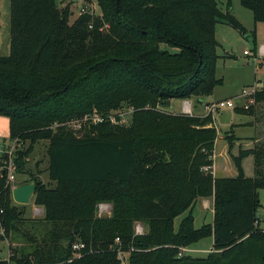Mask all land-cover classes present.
Instances as JSON below:
<instances>
[{
  "label": "trees",
  "instance_id": "16d2710c",
  "mask_svg": "<svg viewBox=\"0 0 264 264\" xmlns=\"http://www.w3.org/2000/svg\"><path fill=\"white\" fill-rule=\"evenodd\" d=\"M101 15L57 0H10V53L0 57V116L9 120L16 174L34 146L47 142L48 184L37 175L26 220L0 176V216L8 258L0 264H264V230L257 211L264 191V142L230 155L237 176L210 173L218 137L211 114L162 109L171 100L209 97L219 44L215 27L247 32L231 15V0H96ZM254 24H264V0H239ZM72 21V22H71ZM254 38V34H253ZM255 42V41H254ZM174 50V51H173ZM264 103V89L253 95ZM236 108L238 114L250 115ZM128 108L129 123L107 119L77 135L68 123ZM234 138L227 137L229 151ZM252 156L254 176L242 162ZM209 170H205V168ZM213 198V223L194 227L192 209ZM107 203L110 214L98 215ZM188 212L174 229V220ZM147 231L135 235V225ZM208 237L206 258L178 256ZM118 239V242L116 240ZM83 248L74 251L72 246Z\"/></svg>",
  "mask_w": 264,
  "mask_h": 264
},
{
  "label": "rangeland",
  "instance_id": "374dc122",
  "mask_svg": "<svg viewBox=\"0 0 264 264\" xmlns=\"http://www.w3.org/2000/svg\"><path fill=\"white\" fill-rule=\"evenodd\" d=\"M221 8H225V0H219ZM59 7L70 4L72 11L71 20H74L82 11L89 12L95 16H100L101 11L98 7L96 0H57ZM231 15L243 26L246 30L248 37L242 36L237 30L228 26L227 24L219 23L215 30V39L219 44L216 50L218 60L215 65V78L217 80H222V84L215 87L212 95L210 97H201L197 100H202L203 102H218L227 99H236L240 96L243 90H250L256 80L257 88L264 85V58L259 59L260 66L257 67V62L254 61V56L258 57V48L260 44H264V24H254L252 14L249 10L243 8L240 5L239 0H231ZM72 22V21H71ZM254 34V38H253ZM256 37V39H255ZM255 41V42H254ZM174 51V50H173ZM244 51L250 53L249 56L244 55ZM10 53V0H0V57H7ZM249 99H242L236 104L235 109L239 108L240 104L249 105ZM187 100H172L171 104L167 109L174 111H182L184 115H204L208 114L205 109V105L196 102L195 98L190 99L191 104L185 103L184 106L190 109L188 112H184L183 102ZM232 108H225L222 110H216L210 112L214 120V125L217 130L218 140L226 141L227 137L234 138V142L246 145L248 139H236V136H246L252 137L255 140H259L254 144V147L264 142V103L253 104L252 113L250 115L238 114V112ZM121 113L119 117L120 121L123 123H129L131 118V111L128 108L119 110ZM191 113V114H190ZM115 115H118L117 112ZM91 117L93 115H90ZM100 116V115H99ZM95 117V116H94ZM80 122L81 127L74 129L73 124ZM241 124L242 128L234 130L235 125ZM251 126L252 129L246 130L244 126ZM93 124L89 119L81 121V119L73 120L72 123L67 126L68 129L75 132H80L77 135H82L83 133L90 130ZM8 128L9 120L4 116H0V140L8 141ZM234 130V133H233ZM47 145L48 143L43 141L37 143L32 153L27 159L26 171L24 174L16 175V181L11 185V190L17 186L24 178H29L30 175L35 176L44 173L47 161ZM215 147V144H214ZM214 154V152H213ZM213 161V157H212ZM233 167V165H232ZM212 173L213 169L209 170ZM36 172V174H35ZM213 175V174H212ZM259 200L261 207L257 211V216L260 222V228L264 230V191L259 190ZM18 205V204H17ZM105 207L102 211L98 210V215L105 216L110 214L111 206L107 203H102ZM204 209L202 203L198 200L193 209L192 215L194 217L195 228H200L203 224H206L210 220V210L206 204ZM42 208L34 205V195L31 198L30 204L25 206L26 220L38 219L42 217ZM188 212L183 213L174 220V229L177 230L181 220L187 216ZM137 225V224H136ZM135 225V226H136ZM137 226L142 228V232L147 231V226L142 223H138ZM136 231V227H135ZM199 247L205 250L211 248L209 239H204L200 241ZM8 241H0V260L8 258ZM188 248V247H187ZM187 248L181 249V256H206L205 253H191ZM122 264H127L128 254L122 253L119 255ZM180 256V257H181Z\"/></svg>",
  "mask_w": 264,
  "mask_h": 264
},
{
  "label": "crops",
  "instance_id": "0c3cea01",
  "mask_svg": "<svg viewBox=\"0 0 264 264\" xmlns=\"http://www.w3.org/2000/svg\"><path fill=\"white\" fill-rule=\"evenodd\" d=\"M257 24H261V23H257ZM216 32H217V29L215 30V33ZM255 39H256V37H255ZM260 45H262V44H260ZM254 57H256V55ZM259 66H260V61L257 62V67H259ZM254 84H256V80L254 81ZM195 100L199 104H203L205 106L210 103V102H203L202 100L201 101L197 100L196 98H195ZM171 101L162 110L167 112V113H171V114L182 113L183 110L182 111H174V110L172 111V110L167 109L169 107V105L171 104ZM185 103L191 104V101H189V100L184 101L183 102V107H184ZM206 115L207 114L205 113L204 115H193V116L204 117ZM242 127L243 126H241V124H237V125H235V127H233V129L235 128L234 130H237L238 128H242ZM244 128H246V130L252 129L251 126H247V125L244 126ZM234 130H233V133H234ZM234 135H235V138L236 139H240L241 142H244L243 139H247L248 138L246 140L247 142H244L246 145H243V144L241 145L239 143L233 142V148L229 151L227 140L226 141L218 140V139L215 140V147H214V154H213V165H212V169H213L212 174L216 178H235L237 176V173H236L235 167H234V165L232 163L230 155H237V152H238L239 148L251 149V148L254 147V144L259 141V140H255L251 136L250 137L249 136L246 137L247 135L244 136V137L243 136H236L235 133H234ZM232 165H233V167H232ZM47 166H48V159L46 161V168L44 170L43 175L39 174V178L44 184H48L49 183L48 174L46 172ZM242 167H243L244 175L247 178H252L254 176V161H253V157L252 156H249V157H247V158H245L243 160ZM35 174H36V172H35ZM29 179H30V177L29 178L28 177L24 178L19 183H24L25 181H27ZM19 183H17V186H20V185H18ZM199 200L201 201L202 207L204 209H207V207H205V205L206 204L208 205V208L210 210V215L211 216H210L209 222L206 223V224H212L213 223V198L199 199ZM41 213L43 214V210L41 211ZM203 225H205V224H203ZM206 239H209V241H210V245H211L210 249L205 250L202 247H199V246H202V245H200L201 244L200 241L195 243V244H193V245H191V246H189L187 249L190 250L191 253H205L207 255L206 256H193L192 258H206L210 253L213 252V238L212 237H208Z\"/></svg>",
  "mask_w": 264,
  "mask_h": 264
},
{
  "label": "built area",
  "instance_id": "2783aa9c",
  "mask_svg": "<svg viewBox=\"0 0 264 264\" xmlns=\"http://www.w3.org/2000/svg\"><path fill=\"white\" fill-rule=\"evenodd\" d=\"M244 55L249 56L250 53L247 51H244ZM264 57V44L260 45L258 48V57L254 58V61H258V59H261ZM260 89H264V85L261 86L260 88H257V84H254L250 90H243L241 95L238 96L236 99H228V100H221L215 103H209L205 106V109L208 111V114L210 112H214L216 110H222L225 108H232L235 109L236 104L239 103L240 101H243L242 99H249V105L253 104V95L259 91ZM249 105H244V104H240L239 107L240 108H244L247 109ZM190 109H188L187 107L184 106V112L185 113H189ZM131 111V110H130ZM189 111V112H188ZM117 112L118 115H115V113ZM121 113L119 111H115L110 113L108 116L104 117V116H99V114H91L93 115L92 117L90 115H86L81 119V121H83L84 119L87 120L89 119V121H91V123L93 125H97L100 123H103L105 121V119H107L111 124L113 125H125L127 123H123V121H120L119 117L117 118V116H119ZM191 114V113H190ZM95 116V117H94ZM72 122L68 123V126L71 124ZM74 129L76 128H80L81 124L80 122H77L75 124H73ZM21 147L20 143H17V141H11L10 139L8 141H2L0 140V176L4 175L6 177V184L7 185H12L15 181H16V164H15V159H16V151ZM205 170H209V168H205ZM105 207L100 204L98 206V210L102 211ZM3 214V212L0 210V216ZM138 225V224H137ZM135 226L136 227V231H135V235H142L143 232L141 231L142 228L140 226ZM4 234V230L2 228V224H1V219H0V235ZM116 242H118V239L116 240ZM83 248V245L81 243H75L72 246V249L74 251H79ZM178 256H181V252L179 253Z\"/></svg>",
  "mask_w": 264,
  "mask_h": 264
},
{
  "label": "water",
  "instance_id": "95a60500",
  "mask_svg": "<svg viewBox=\"0 0 264 264\" xmlns=\"http://www.w3.org/2000/svg\"><path fill=\"white\" fill-rule=\"evenodd\" d=\"M39 183L40 180H37L36 183H28L14 187L11 190L14 203L22 206L30 204L31 198L34 195L35 186Z\"/></svg>",
  "mask_w": 264,
  "mask_h": 264
}]
</instances>
